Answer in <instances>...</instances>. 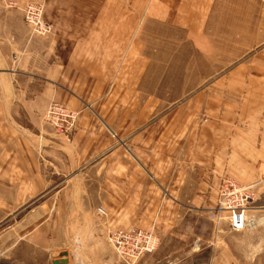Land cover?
<instances>
[{
  "label": "crops",
  "instance_id": "obj_1",
  "mask_svg": "<svg viewBox=\"0 0 264 264\" xmlns=\"http://www.w3.org/2000/svg\"><path fill=\"white\" fill-rule=\"evenodd\" d=\"M38 1L54 32L41 53L20 52L24 40L15 42L17 59L5 58L1 74L0 108H9V138L0 131V151L9 152L0 155L2 260L116 264L109 227L148 222L162 243L138 264H234L225 248L232 231L215 242L200 218L214 206L211 179L233 172L255 182L264 172V6L150 0L139 29L142 0L125 16L120 0ZM216 2L219 13L199 10ZM162 72L172 87L178 79L189 90L213 84L194 97L204 106L194 137L187 125L170 127L175 98L157 95ZM140 73L148 74L140 83L148 96L128 100L126 83ZM52 101L80 114L69 139L43 123Z\"/></svg>",
  "mask_w": 264,
  "mask_h": 264
},
{
  "label": "rangeland",
  "instance_id": "obj_2",
  "mask_svg": "<svg viewBox=\"0 0 264 264\" xmlns=\"http://www.w3.org/2000/svg\"><path fill=\"white\" fill-rule=\"evenodd\" d=\"M134 1L136 2V0H120V8H121L120 11L122 12V16L126 15L125 12L128 15L129 13L128 9H131L132 5L135 3ZM147 1L150 2V0L140 1L136 7L135 12H136V16L139 18L138 20L139 23L137 25L139 29H140L141 21H143V18L150 16V13H151V11L150 12L148 11L149 5L147 4ZM201 1H205V0H201ZM256 1H258L264 6V0H256ZM11 2L14 3V6L11 5ZM35 4H39L42 6L44 5L38 0H0V91L1 92L5 90V86H6L4 84L6 79L1 77L2 76L1 74L4 72L3 69L5 67L3 64V61L5 58L9 60L10 58H13L14 60L17 59L16 56H17V53L20 47L18 46L14 47L15 42L20 41L21 43L24 40L23 44L25 45H24V48H22L20 52L23 51V53H28V54L33 53V52L41 53L45 49V45H44L45 43L43 39L48 38L54 32V28L52 26L53 32L50 33V35L48 36H41L38 34L35 35L33 33V30L29 27V25L27 24L25 20L24 10L26 9V7L30 5H35ZM222 7H223V4L221 5V4H218L217 2L215 4L213 3L206 4V5L200 4L199 10L201 11V13H206V14L219 13L223 10ZM155 10L160 13L162 12L165 13L167 9L166 8L163 9L159 7ZM171 11H175V9L173 8ZM175 60H177L178 62L179 59L175 58ZM128 62H129L128 59L125 58V65ZM169 74H170L169 72L157 73V83H158L157 84V95L159 97H164V98H166L167 96H171L175 98L174 104H167L169 107L173 108L172 109L173 111H175V118H174L175 120L173 121L175 123L174 125L171 124L170 127L175 128L176 126L177 128H180L182 126L187 125L188 130L194 137L199 124L201 123L202 120H204V114H202L199 110V108L201 107L202 109H204V106L201 105V103L203 102L201 103L195 102L194 97L197 95V93L208 94L210 87H213V84H211L210 86L208 85L207 86H196V88H190L189 90L188 88H185L184 86H182V84L184 83V80L178 79L174 81V87H172L171 80L167 79V75ZM174 74H177L180 77L182 72L174 73ZM134 77L135 78L132 82H130V85L126 83L127 90L125 91L124 97L127 98L128 100H133V99H138V97L148 96L147 92L145 93L143 90H141L142 84H140L141 82H144L145 78L148 77V74L140 73ZM211 79L213 78L211 77L207 82H209ZM113 91L114 89L111 88L110 93H112ZM98 97L96 95H93L92 93L89 98H91L92 100H95ZM110 97H112V95H110ZM52 102H58V101H52ZM59 103H62L66 108L70 109L71 111H75L68 104H65L60 101ZM7 106L8 105H4V107L0 108V124L2 126V129L0 131H1L2 136L7 135V137L9 138V133L5 131V129H3L4 126H6L8 123V118H6V114L9 108ZM160 107H166V105L164 106L160 105ZM46 110L43 116L44 125L47 126L49 129H51L52 132H54V134L59 137H64L66 139L71 138V136L76 132L77 128H75L76 130L72 134L64 135L62 133H59L56 129L52 128V126L46 120V115H45ZM76 127H77V124H76ZM132 129L133 128L131 127L129 128L130 131ZM0 152H1L0 155H4V156L9 155V152L5 153L7 152V150L2 149ZM227 178L233 179L238 182H242L243 184H247V185H253V184L258 183L256 187L253 189L254 194L256 195V199L252 201L247 207V216H248V221L250 222V226L241 232L232 231L230 229V225H228V221L221 220L219 222L217 220L211 219V216L215 214L214 210L217 208L221 200V196H219V194L221 193L223 186H224L223 181ZM211 182H212L211 184L212 194L209 195V200L212 203H214V206H213V209L211 208L212 212L210 214L206 216H202L200 218L201 223H203V225H206V228H208L209 225L211 226V228L214 227L213 237H214L215 242L217 241V239H219V237L222 235L224 231L226 232H228V230L232 231V233L230 234V238H229L230 241L229 243H227V246L225 248H227L228 250L231 251V253H233L234 264H264V172L263 174L258 176L255 182L246 181L238 177L233 172L229 173L227 177L222 178L219 182H216L214 178L211 179ZM79 193L83 197L92 196V191L88 189L86 190L83 189ZM55 194H54V197H55ZM99 208H102V207H99ZM105 213L107 214L106 211ZM97 214H98V210H97ZM228 215L225 214V218H227ZM107 216H103V217L107 218ZM145 223H141L138 225L129 224L127 226L117 225V226L109 227L110 229H108L107 233L105 234L106 243H108L107 241L108 233L114 228L137 227L140 229L143 228L145 230H150L158 234V231L154 228V225H149L148 222L146 224ZM199 242L200 241H198V243ZM108 245L113 252V249L111 248L109 243ZM223 245H224V242H223ZM200 249L201 248H198V246L196 247V250H200ZM155 253H157V251L152 254L145 255L144 257L146 256L154 257L153 255ZM0 263L9 264L8 262L3 261L1 256H0ZM116 264H123L119 261L118 257H117Z\"/></svg>",
  "mask_w": 264,
  "mask_h": 264
},
{
  "label": "built area",
  "instance_id": "obj_3",
  "mask_svg": "<svg viewBox=\"0 0 264 264\" xmlns=\"http://www.w3.org/2000/svg\"><path fill=\"white\" fill-rule=\"evenodd\" d=\"M11 5L14 6V3L11 2ZM42 13L43 6L39 4L30 5L24 10L25 20L33 33L48 36L53 32L52 25L43 20ZM45 115L52 128L64 135L76 130L80 116L78 112L71 111L59 102H52ZM223 182L224 186L219 194L221 200L211 219L228 221L232 231L241 232L250 226L247 207L256 199L253 189L258 183L247 185L228 178ZM98 214L107 216L103 208H98ZM225 214H229L227 218ZM107 241L123 264H137L145 255L156 252L161 243L158 234L137 227L114 228L108 233Z\"/></svg>",
  "mask_w": 264,
  "mask_h": 264
},
{
  "label": "water",
  "instance_id": "obj_4",
  "mask_svg": "<svg viewBox=\"0 0 264 264\" xmlns=\"http://www.w3.org/2000/svg\"><path fill=\"white\" fill-rule=\"evenodd\" d=\"M67 262L66 259H62V261H57L55 264H67Z\"/></svg>",
  "mask_w": 264,
  "mask_h": 264
}]
</instances>
